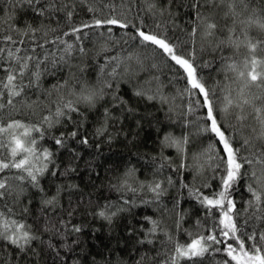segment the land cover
I'll use <instances>...</instances> for the list:
<instances>
[{
	"label": "trees",
	"instance_id": "obj_1",
	"mask_svg": "<svg viewBox=\"0 0 264 264\" xmlns=\"http://www.w3.org/2000/svg\"><path fill=\"white\" fill-rule=\"evenodd\" d=\"M64 2L61 0V3ZM67 2L74 5L71 20L65 15L66 10L39 17L26 3L20 2L12 7V0H0V18H6L11 9L17 27L23 29L28 24L33 27L39 25L40 31L35 35V42L43 43L45 39L52 40L70 31L73 25L79 26L90 21L92 14L87 11L88 7L99 9L101 4H105L103 11L97 15L103 17L110 14L107 6L109 0ZM110 3L115 6V12L111 14H118L130 25H142L145 30L165 35L186 52L194 48L199 75L208 86L217 90L218 95H222L226 85L236 88L221 59L229 54L228 51H210L206 44H202L199 33L195 43L190 37L196 22L193 0H155L157 7L163 10L162 15L146 12L144 0H110ZM250 6L257 9L264 7V0H254ZM208 11L207 8L201 9L204 13ZM222 15L221 10H214V18L220 26L227 23L221 18ZM85 31L87 35H82L81 41L85 52L81 54L74 50L70 57H64L66 62L59 60L64 55L65 45L49 43L45 44L44 49L36 47L37 55L47 51L56 58V63H47L41 90L31 98L36 99L38 96L44 105L54 110V103L45 99L44 92L51 91L58 82L79 79L91 86L108 80L113 87L106 90L104 98L95 108L85 111L83 116L73 113L71 121L64 120L50 129V135L42 143L55 154L57 175L46 174L41 181L43 193L27 187L20 202L9 205L17 212L25 207L28 209L27 220L33 224L40 240L33 242L34 251L27 254L19 253L14 247L0 241V264H137L142 256L144 260L141 264H152L151 257L162 249L166 240L165 232L183 243L189 239L188 233L207 235L206 230L212 229L218 220L215 209L209 215L190 195L189 189L183 187L187 184L190 188H200L205 194L218 192L221 175L214 160L200 155L209 144L215 143L209 134L201 132L205 125L203 110L183 115L192 99L184 91L187 85L183 74L154 46L141 45L138 40L131 39L135 34L131 26L128 29L112 26L111 34L106 28ZM256 32V29L251 30L253 36ZM61 38L74 43L72 36ZM24 39V46H30V38ZM129 55L141 57L143 64L125 60L117 69L120 75L113 79L109 75L112 64L108 62V57L125 58ZM128 64L131 67L125 70ZM137 89H147L149 94L157 93L158 90V96L167 98L170 103H163L159 98L147 100L138 97L134 94ZM115 97L126 103H120ZM50 100H57L55 93ZM105 108L111 111L115 119L107 121L104 135H97V129L105 124ZM40 114L46 115V108L43 112L37 109L35 114L24 113L16 118L38 119ZM73 130L78 131L77 138L68 139L66 148L58 149L52 143L51 136H59L61 132L67 136ZM234 134L236 147H240V141L249 136L246 128ZM81 135L88 138L87 146L78 143ZM167 135L177 138L187 136L189 143L186 154L165 141ZM255 143V151H258L259 142ZM216 147L220 145L216 144ZM194 155L198 157L196 161L193 160ZM194 164L203 165V169L198 170ZM68 168H74L75 171L60 175ZM260 168V165L256 166L258 174ZM129 169H134V173L128 179V184L137 188L136 192L119 187ZM156 181L161 182L164 189L158 200L148 189V185ZM206 183L211 188L204 187ZM248 183L256 186L245 177L234 186L232 192L237 210L247 209L237 223L243 224L247 218L245 228L249 231H264L262 214L257 212L254 216V209L248 208L247 201L251 198L247 191ZM57 186H61L63 191L59 197L60 206L53 211L46 208L42 200L46 195L50 197L55 194ZM9 199L11 201L13 198ZM125 200L129 204L124 205ZM109 203L125 208L111 222L96 215L101 206ZM145 217L160 222L162 231L156 233L154 239L158 242L155 245L136 242L137 239H143L144 231L151 227ZM62 224L67 225V228L62 227ZM73 225L79 226L81 232H71ZM217 247L223 248V245ZM225 259L223 251L214 252L206 255L199 264H222Z\"/></svg>",
	"mask_w": 264,
	"mask_h": 264
},
{
	"label": "snow or ice",
	"instance_id": "obj_2",
	"mask_svg": "<svg viewBox=\"0 0 264 264\" xmlns=\"http://www.w3.org/2000/svg\"><path fill=\"white\" fill-rule=\"evenodd\" d=\"M20 2L26 3L39 17L51 16L53 12L66 10L65 15L71 20L74 10V5L67 0L64 3H61V0H12V7ZM253 2L254 0H193V9L196 13L195 26L190 33L193 43L199 33L202 44H206L210 51L227 50L229 53L221 59L236 88L226 85L222 95H218L217 90L208 86L199 75L194 48L186 52L170 42L165 35L145 30L142 25H130L118 14H111L115 12V6L110 0L107 5L110 8L109 15L103 17L97 15L103 11L105 4H101L99 9L88 7L87 11L92 14L90 21L79 26L73 25L70 31L52 40L45 39L43 43L35 42V35L40 31L39 25L33 27L28 24L23 29L17 27L11 9L6 18H0V241L14 247L19 253L27 254L34 251L32 244L40 240V237L37 236L33 224L27 220L28 209L25 207L17 212L9 205L18 204L27 187L43 193L41 181L46 174L57 175L55 154L42 143L47 135H50V129L64 120L71 121L73 113L83 116L85 111L95 108L104 98L107 89L113 87L108 80L91 86L79 79L74 82H58L52 86L51 91L44 92L45 99L54 103V110L47 107L38 96L36 99L31 97L41 90L47 63L55 64L56 58L50 56L47 51L37 55L36 47L44 49L45 44L49 43L65 45L64 55H61L59 60L66 62L64 57H70L74 50L81 54L85 52L81 42L82 35H87L85 30L106 28L111 34L112 26L120 29H128L131 26L135 30L131 39L138 40L141 45L154 46L155 50L183 74L182 78L187 85L184 91L192 98L183 115H192L197 110H203L202 119L205 125L201 132L209 134L215 143L209 144L200 155L214 160L216 169L221 170L218 192L205 194L200 188L183 185L209 215L216 210L218 220L214 227L206 230L207 235L188 233L189 239L183 243L165 232L166 240L162 249L151 257L152 264H199L206 255L221 251L226 256L222 264H264V231L258 232L255 229L249 231L245 228L247 218L243 224L237 223L247 209L237 210L236 201L232 198L234 186L240 180L245 177L252 180L256 186L254 187L253 183L247 184V191L251 194L247 205L248 208L254 209V216L258 212L264 219V7L253 8L250 6ZM144 3L146 5L144 10L149 14H163L155 0H144ZM202 8L209 11L201 12ZM214 10H221L223 12L221 18L227 23L223 26L218 25L214 18ZM252 29L257 30L255 36L251 34ZM44 35L46 37L47 33ZM62 36H72L74 43H68L61 38ZM25 37L30 38L28 47L24 46ZM125 60H135L137 65L143 64L139 56L108 57V62L112 64L109 75L113 79L120 75L117 69ZM130 67V64L126 65L125 70ZM53 93L57 96L55 102L50 100ZM157 93L149 94L147 89H137L134 92L136 96L147 100L159 98L163 103H170L167 98L158 96ZM115 99L120 100L119 97ZM120 103L126 102L120 100ZM45 108L47 114H40L38 119L16 118L24 113L35 114L37 109L43 112ZM104 116L105 124L97 129V135H104L107 132L105 126L107 121L115 119L107 108L104 110ZM79 126L77 122V128ZM242 128L248 130L249 136L240 141V147H236L234 132ZM77 135V130L69 132L67 136L61 132L59 136H51V141L58 149L66 148L68 139L75 140ZM164 139L176 146L182 154H186V146L189 143L187 136L177 138L167 135ZM255 142H259L258 151H255L257 147ZM78 143L87 146L89 140L81 135ZM216 144L220 147L217 148ZM244 152L251 154L244 155ZM197 159L198 157L194 155L193 160ZM257 165L261 166L259 174L256 170ZM181 166H184L183 163ZM194 167L198 170L203 169V165L194 164ZM74 171V168H68L60 175ZM133 173L134 169L128 170L119 185L120 188H127L132 192L138 190L128 184V179L133 177ZM140 187L143 188L144 185L141 184ZM204 187L211 188V185L206 183ZM148 189L157 200L164 192L159 181L148 185ZM62 191L63 188L57 186L55 194L50 197L46 195L42 200L45 207L53 211L58 208ZM9 198L13 199L10 201ZM123 204L127 205L129 201L125 200ZM122 211H125L123 206L109 203L101 206L96 215L111 222L112 218ZM144 219L151 227L144 231V238L137 239L136 242L141 245H155L158 241L154 237L158 231H162L160 222L151 217ZM177 224L179 226V221ZM62 227L67 228V225L62 224ZM71 232L79 233L81 228L73 225ZM219 245H223V248L217 247ZM143 260L144 256L137 264H141Z\"/></svg>",
	"mask_w": 264,
	"mask_h": 264
}]
</instances>
